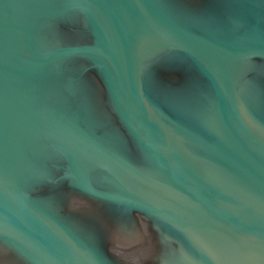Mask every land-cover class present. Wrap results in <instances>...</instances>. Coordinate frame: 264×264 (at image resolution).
I'll use <instances>...</instances> for the list:
<instances>
[{"label": "water", "instance_id": "water-1", "mask_svg": "<svg viewBox=\"0 0 264 264\" xmlns=\"http://www.w3.org/2000/svg\"><path fill=\"white\" fill-rule=\"evenodd\" d=\"M220 4L173 17L159 0H0V242L29 264H117L96 227L63 212L61 158L71 186L161 225L179 247L162 264H264V0ZM74 8L92 43L60 35ZM162 51L205 85L156 87ZM79 58L145 164L66 115ZM44 184L53 193H35Z\"/></svg>", "mask_w": 264, "mask_h": 264}, {"label": "flooded vegetation", "instance_id": "flooded-vegetation-1", "mask_svg": "<svg viewBox=\"0 0 264 264\" xmlns=\"http://www.w3.org/2000/svg\"><path fill=\"white\" fill-rule=\"evenodd\" d=\"M221 1L159 0L173 17L180 13L201 15L213 8L219 10ZM62 19L65 23L59 24V32L67 42H93L92 31L80 9H72ZM73 65L75 94L68 95L67 99L74 102L71 106L74 111L66 115L72 116L84 129L101 138L115 135L125 140V144H118V152L137 166L145 164L142 151L131 141L113 110L108 90L97 69L84 58H79ZM192 67L188 59H179L171 51L158 52L151 62L154 85L172 92L180 87H191L194 82L205 85L206 80L195 78L197 73ZM66 170L67 163L61 158L52 166L54 178L59 179V192L64 197L60 203L63 212L74 216L81 226L96 227L100 231L99 242L117 264H162L178 252L177 242L153 218L138 210L120 208L82 193L69 184ZM35 193L46 196L53 191L48 184H44L37 186ZM0 264L29 263L0 242Z\"/></svg>", "mask_w": 264, "mask_h": 264}]
</instances>
